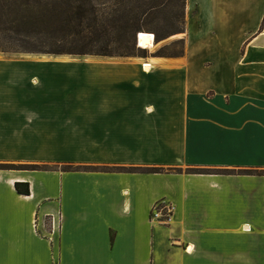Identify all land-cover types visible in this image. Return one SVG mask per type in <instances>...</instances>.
I'll use <instances>...</instances> for the list:
<instances>
[{
    "label": "crops",
    "instance_id": "0c3cea01",
    "mask_svg": "<svg viewBox=\"0 0 264 264\" xmlns=\"http://www.w3.org/2000/svg\"><path fill=\"white\" fill-rule=\"evenodd\" d=\"M184 28L181 71L105 63L94 105L0 93V149L36 158L10 161L69 164L0 171V264H264V0H186Z\"/></svg>",
    "mask_w": 264,
    "mask_h": 264
},
{
    "label": "trees",
    "instance_id": "16d2710c",
    "mask_svg": "<svg viewBox=\"0 0 264 264\" xmlns=\"http://www.w3.org/2000/svg\"><path fill=\"white\" fill-rule=\"evenodd\" d=\"M56 1L0 0V32L6 34L4 39L8 46L7 49L0 46V51L53 56L135 57L137 51L142 52L135 43L138 33H153L155 42H159L185 32L186 0H129L105 17L96 16L93 8L73 7L71 0H67L66 8L60 9L61 5ZM167 7L170 11L165 13ZM169 26L174 27L169 30ZM181 54L182 51L178 53ZM154 56L163 57V49ZM0 171L54 170L2 164ZM151 172L161 170L152 169ZM186 172L211 173L204 169ZM14 187L20 195L29 194L27 183H15Z\"/></svg>",
    "mask_w": 264,
    "mask_h": 264
},
{
    "label": "rangeland",
    "instance_id": "374dc122",
    "mask_svg": "<svg viewBox=\"0 0 264 264\" xmlns=\"http://www.w3.org/2000/svg\"><path fill=\"white\" fill-rule=\"evenodd\" d=\"M56 2L61 5V7L59 6L60 9L67 6V0H57ZM121 3H129V0H71L70 5L73 7L82 5L87 10L93 8L96 16L100 17L102 15L105 17L107 14L109 15L113 11L120 9L122 7ZM129 6L130 4H128ZM164 11L168 13L170 9L167 7ZM173 27L169 26L168 29L170 30ZM140 33L152 35L154 37L155 48L153 50L142 49V52L137 51L135 57L53 56L46 54L5 53L0 51V93H12L10 94L12 99H18V96L14 93H31L25 95L27 98L26 104L33 108L40 106L41 102L38 103V96H41L42 93H55L51 97L57 100H64L66 107L91 106L106 91L105 68L107 66H105V63L122 61L125 63H137L139 65L141 61L161 59L179 62L177 66L170 70L164 72L155 70L158 73L176 72L184 68L185 55L183 54L185 51V41L181 42L184 39L183 34H178V37L177 35H172L164 40L155 42L153 33ZM4 38H6V34L0 32V46L7 49V42ZM136 47L137 49H141L138 47V44H136ZM161 49L164 51V56L155 57L154 55ZM180 51H182V54L178 55ZM110 68L113 67L111 66L108 69ZM165 79L168 83L167 77ZM212 80L213 78H211V82ZM1 96L7 98L5 95L1 94ZM33 99H35L34 105L31 106ZM0 113H3L1 104ZM9 118L11 119L9 115H0V130L6 128V120H8V123H11ZM13 120V124L20 128L24 125L25 118L24 115H21L18 118H13ZM36 148H39L41 154H45L47 158L54 155L55 152L56 154L53 157L61 158L68 153V150L72 151L74 147L38 146ZM15 154L19 159L36 160L35 157L31 156L32 154L28 146H13L12 149L11 147H5L0 149V159L5 160L0 161V165L29 166L31 168L38 166L39 168L51 170L69 168V164L10 161L17 159L15 158ZM74 167L75 165L72 168Z\"/></svg>",
    "mask_w": 264,
    "mask_h": 264
},
{
    "label": "bare ground",
    "instance_id": "6f19581e",
    "mask_svg": "<svg viewBox=\"0 0 264 264\" xmlns=\"http://www.w3.org/2000/svg\"><path fill=\"white\" fill-rule=\"evenodd\" d=\"M178 37V35H177ZM138 46L144 49L153 50L155 48L154 37L150 34L140 33L138 36ZM179 61H165V60H156V59H149L147 61H141L140 67L142 71L148 72L150 69L153 68H160V69H171L177 66Z\"/></svg>",
    "mask_w": 264,
    "mask_h": 264
},
{
    "label": "built area",
    "instance_id": "2783aa9c",
    "mask_svg": "<svg viewBox=\"0 0 264 264\" xmlns=\"http://www.w3.org/2000/svg\"><path fill=\"white\" fill-rule=\"evenodd\" d=\"M139 48L144 49L142 47ZM170 215L171 208L164 206V204L160 202L153 205L150 219L151 221H157L160 224H165L169 221Z\"/></svg>",
    "mask_w": 264,
    "mask_h": 264
},
{
    "label": "water",
    "instance_id": "95a60500",
    "mask_svg": "<svg viewBox=\"0 0 264 264\" xmlns=\"http://www.w3.org/2000/svg\"><path fill=\"white\" fill-rule=\"evenodd\" d=\"M139 35H140V34H137L136 37H135V43H136V44H138V36H139Z\"/></svg>",
    "mask_w": 264,
    "mask_h": 264
}]
</instances>
